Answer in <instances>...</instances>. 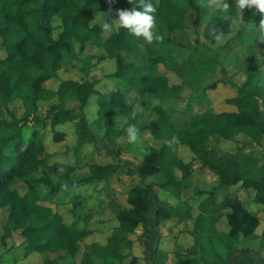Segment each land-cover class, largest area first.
<instances>
[{
	"label": "trees",
	"instance_id": "obj_1",
	"mask_svg": "<svg viewBox=\"0 0 264 264\" xmlns=\"http://www.w3.org/2000/svg\"><path fill=\"white\" fill-rule=\"evenodd\" d=\"M212 1L214 9L203 24V34L216 41L215 35L231 30L238 11L236 0ZM124 3L125 0H0V211L6 210L2 224L5 231L0 235L2 240L11 230L17 229L25 237L27 251L41 252L62 247L64 253L75 254L77 242L89 232L90 229L74 222L65 223L54 204V196L63 189L62 185L73 188L79 183L70 177L74 165L58 160L48 162L42 133L33 128L25 137L22 127L31 116L42 126H49L53 139L59 140L64 134L55 128L56 125L76 119L77 140L82 142L88 137L82 109L92 93L97 94L99 106L95 122L98 126L105 125L106 134L115 130L108 113L122 114L128 119L120 129L122 135L129 137L149 131L159 146L150 145L133 167L117 159L122 150L129 147L127 140L116 144L113 151L97 150L99 154L112 155V158L88 163L90 175L87 179L90 181L105 180L113 172L136 174L138 181L128 190L129 207L116 209L118 224L106 244L101 246L91 242L90 253L82 263H89L91 254L97 252L105 261L125 256L126 234L139 223H142L144 232L149 229L152 203H155L152 220L155 226L166 220L192 215V207L185 200L170 203L156 193L151 196L150 188L168 189L179 198L182 182L194 171L213 176L220 186L238 184L244 189L249 188L254 192L252 199L264 203V82L261 70L254 68L236 87V95L226 98V102L235 104L237 110L188 112L187 108L181 109L172 102L183 101L182 82H169V76L160 70V66L167 63L171 45L185 40L181 36H185L186 13L188 10L201 12L204 0H143V5L141 0H131V10L143 11L146 4H152L156 9L151 13L154 17L151 43L143 36H136L129 28L113 27L114 10ZM99 10L104 14L105 22L112 25L110 32H104L100 23H91ZM254 13H258L260 23L264 14L255 6L246 11L249 18ZM55 16L61 20L62 26L56 38L52 36ZM92 35L100 37L103 48V53L95 55L97 60L113 58L116 69L109 75L125 81L118 90L100 92L94 88L95 80L58 79L57 70L62 66L65 52L70 51V38L78 40L82 52ZM156 35L162 36V41H157ZM52 80H58L55 87L45 85ZM207 87H215V82ZM68 94L76 97V106L66 107L57 102ZM15 100H19L22 106L20 117L11 108ZM134 101L150 106L156 118L136 120ZM42 102L46 103L47 112L39 116V103ZM186 107L192 109L190 105ZM131 126L134 127L129 133L127 129ZM240 132L250 141L233 139V135ZM208 136L232 141L233 149L218 152L216 148H208L205 142ZM261 137L262 144L256 151L258 146L254 144L258 145ZM250 145L253 147L244 151ZM180 148L191 151L188 160L180 155ZM40 166L55 170L56 180L47 176L36 177L35 172ZM150 176L155 178L149 179ZM42 182L49 186V190L40 196L36 184ZM207 193L197 213L194 231L200 240L196 239V245L199 247L200 243V248L207 252L204 242H200L205 235L204 220L228 210L225 212L227 230L208 232L207 239L211 240V235L218 238L230 254L240 235L247 236L254 231L259 216L244 207L237 196L226 193L215 200L214 190ZM205 229L209 230V225ZM158 254L156 252L153 264H163ZM208 254L204 255V264H226L220 255ZM197 263V257L187 253L176 264ZM41 264L59 263L56 258L46 257ZM129 264H135L134 257Z\"/></svg>",
	"mask_w": 264,
	"mask_h": 264
},
{
	"label": "rangeland",
	"instance_id": "obj_2",
	"mask_svg": "<svg viewBox=\"0 0 264 264\" xmlns=\"http://www.w3.org/2000/svg\"><path fill=\"white\" fill-rule=\"evenodd\" d=\"M249 8L246 7L242 10L237 6L238 14L231 23V30L222 35L221 41H211L203 34V24L210 17L214 9L212 0L211 2L210 0H204V7L201 12L188 10L184 20L185 36H181L185 40L181 44L171 45L167 63L160 66V70L169 76V82H182V90L180 92L183 101L173 100L172 104L177 105L181 109L187 108L188 112L237 110V106L226 102V98L236 95V87L245 80L254 68L261 70V79L264 82V33L261 32L260 23H258V13H254V16L251 18L247 16L246 11ZM118 10L131 11V0H125L123 5L115 8L113 27L117 26L119 19L117 14ZM95 22L100 24L105 23V17L101 13V10L96 13L91 23ZM53 24L52 36L56 38L62 29L61 20L55 16L53 18ZM238 30H240L239 34L241 38L238 37ZM70 41V51L65 52L62 66L57 70L58 79L69 78L79 81L95 80L94 88L100 92L118 90L117 88L125 85V81L109 75L116 69L113 58L97 60L95 55L103 53L99 36H90L82 52L79 51V42L76 38L71 37ZM213 82H215V87H207L208 84ZM57 83L58 80H52L45 82V85L55 87ZM96 97V94L90 95L88 103L82 109L85 117V128L88 132V138L82 142H78L77 140L76 119L67 120L56 125L55 128L64 134L59 140L53 139L52 130L49 126H42L41 122L34 120L31 116L23 124L22 130L25 137L33 128L38 129L42 133L46 153L49 155L48 162L62 160L63 162L74 165V170L70 172V177L79 180V183L73 188H66V190L63 189L58 192L54 196V204L57 209L66 213L65 220L67 222L70 218L73 220L71 223L74 222L77 226H83V224L92 220L88 225L89 227H87H92L95 232V238L104 242L103 236L110 231V225L114 223L113 216L116 208L129 207L127 190L138 180L134 175L132 176V174L125 172H113L107 177V180L98 184L87 179V176L90 174L88 163L91 160L103 161L105 158H112V155L99 154L97 150L103 148L113 151L114 145L124 142L120 129L128 120L125 115L108 113V118L112 120L115 130L108 132L109 134L107 133V136L105 125L98 126L95 122L98 107ZM57 102L66 107L77 105L76 97L73 94H68L61 101ZM45 104L44 102L39 103V116H43L47 112V106ZM188 105L192 109L186 107ZM133 106L135 111L133 115L136 120L148 121L156 118V114L145 103L134 101ZM11 108L17 117L22 116V106L19 100L12 102ZM134 137L135 139L130 142L131 145L128 149L122 150L117 158L123 164L130 166H135L141 160L144 149L148 150L150 145L159 146L158 141L153 139L149 131L144 130ZM141 138L143 140H149V145L145 141L141 142ZM233 139L250 141L249 137L243 132L233 135ZM205 142L208 148H216L215 150L218 152H221L222 149L232 150L234 145L232 141L218 140L214 136L206 137ZM261 144L262 137L258 145L254 144V146H258L255 149L256 151L259 150L258 148H260ZM250 147H253V145L247 146L244 151H247ZM179 153L185 160H188L192 155L191 151L187 148H180ZM35 176H47L52 181H55L57 178L56 171L47 169L46 166H40L35 172ZM150 177L151 179L155 178L154 176ZM217 181L216 178L207 173L191 175L184 180V186L180 192V196L197 204L198 200L202 197L199 192L201 190L211 189L213 185L219 184V181ZM14 185L16 186L17 184ZM36 189L38 194L42 196L47 193L49 186L43 182L37 183ZM107 190H112L113 192L108 194ZM249 192V188L244 189L238 184L232 186L222 185L214 193L213 198L219 199L227 193L231 196L240 197L244 201V207L253 210L261 203H248L250 197ZM150 193L151 196L155 193L159 194V196L168 202L175 200L174 195L167 189L159 188L154 190V188H150ZM100 198L103 199L102 202ZM154 211L155 203H152V211L150 212L152 216L154 215ZM227 211L223 210L219 214L223 221H225V212ZM257 211L264 216V209H257ZM5 218L6 210H1L0 235L5 231L2 226ZM178 227L181 232H189L192 230L193 225L181 223ZM259 229L260 231L258 232H261V225L258 227ZM135 234L137 233L135 232ZM137 236L138 244L142 246L144 238L139 235ZM242 237L243 235H240V247H237L238 249L235 250L236 252L238 251V257L233 256L232 264H251L252 262L250 254L247 253L244 255L242 250L246 248L244 245L245 242L252 244L253 241L257 242V240L253 238L250 241H244ZM87 241L88 236L80 239V248L78 247L75 254L64 253L65 248L62 247H52L41 252L27 251L24 248L26 243L24 235L21 234L20 230L13 229L4 240L0 238V264H41L46 257L56 258L59 264H81L83 259L88 256L87 254L90 253V248L86 243ZM132 243L130 242V245ZM196 247L198 248V245ZM252 247L253 249H250L251 251L258 250L259 246L255 244ZM127 249H129L128 243L124 250ZM62 253H64L63 256H59ZM91 257L94 256L91 255ZM100 263L98 262V264ZM106 263L109 264L110 261H106Z\"/></svg>",
	"mask_w": 264,
	"mask_h": 264
},
{
	"label": "crops",
	"instance_id": "obj_3",
	"mask_svg": "<svg viewBox=\"0 0 264 264\" xmlns=\"http://www.w3.org/2000/svg\"><path fill=\"white\" fill-rule=\"evenodd\" d=\"M93 94H96V93H92L91 95H93ZM89 97H88V100H89ZM96 101H97V97H96ZM87 103H88V101H87ZM97 105H98V102H97ZM98 107H97V109H98ZM65 121H67V120H65ZM61 123H63V122H61ZM121 136H123L124 141L127 140L129 142V146H130L131 143L129 141V137H126L125 135H121ZM86 139H84V140H86ZM108 139H110V138H108ZM140 141L141 142L145 141L147 143V145H149V140H147V139L143 140L141 138ZM147 151L148 150L144 149V153H146ZM58 161H62V160H58ZM91 161H93V160H91ZM202 173H204V172H196V171L191 172L189 175H187V177L184 180L189 178L191 175H200ZM133 175L135 177H137L136 174H132V176ZM149 179H151V177ZM74 180H76V179H74ZM105 180H107V178ZM105 180H102V181H99V182H95V181H93V182L98 184V183L104 182ZM137 180H138V178H137ZM215 185H213V187L211 189H209V190H207V189L201 190V191H203V193L199 192L202 195V197L198 200L197 204H194L189 199L186 200L185 198H182L181 196H179V198L175 197L174 201H170L171 203H176V202H178L180 200H185L186 202H188L189 205H191L193 213L190 216H186L184 219L166 220V221L160 223L159 225L155 226L153 224V222H152L153 216H152V214H150V218H149V225L150 226H149V229L146 232H144L142 223H139L132 231H129L126 234V237L128 238V241L126 242V244L127 243L129 244V249L124 250L126 244L123 247V253L126 254V255L123 256L122 258H113L110 261L109 264H129L130 259L132 257L135 258V264H153L154 256H156V252L159 253L158 255H161V259L163 261V264H176L178 262V260L180 259V257H182L183 255H187V253H190L191 256L197 257V260H198L197 264H204L205 261H206L204 255L205 254L209 255L208 253H210V252H214L215 254L220 255L221 258L225 259L226 264H232L233 256L238 257L237 256L238 251L236 252L235 250L238 249L237 247H240L239 246L240 243H241L240 240H239L240 236H239V238H237L234 241L233 250H232V252L230 254L228 253L227 247L218 238H216L213 235H211V240L207 239V237L209 236L208 232L210 233L213 230H217V231H226L227 230L228 223H227V219H226L225 215H224L225 216V221H223L221 219V215L220 216L219 215H213L210 218H208L207 221L204 220V223H206V225H209L210 229L209 230L205 229L206 225H203L204 226L203 227V229H204L203 231H204L205 235H204V239L202 240V238H201L200 242L201 243L204 242L205 247H207V252L208 253L206 251H203L202 248H200L201 247L200 243H199V247L198 248L196 247L197 246L196 245V243H197L196 239H197L198 236H197V233L194 231V229H195L196 224H197L196 223L197 213L200 210L199 209V204L206 196H208L207 191L214 190V193L218 191V188H219L220 184L217 183V185L216 186ZM183 186H184V181L182 182V188H183ZM129 188H128V190H129ZM182 188H181V190H182ZM63 189H61L60 191H62ZM160 189H165V188H160ZM128 190H127V194H128ZM249 190H250V192H249L250 193V197H249L248 203H254L255 201L252 199V197L254 195V192L251 189H249ZM112 192H113L112 190H107L108 194H110ZM158 196H159V194H158ZM159 197H161V196H159ZM161 198H163V197H161ZM221 198H219V199H221ZM219 199L216 198L215 200H219ZM100 201L102 202L103 199L100 198ZM241 201H242V203L244 202L242 199H241ZM255 203H259V202H255ZM56 209H57V207H56ZM257 209H264V203H261L259 206L256 207V209H253V210L248 208V210L255 211L257 213V215L259 216V222H258L257 226L255 227L254 231L251 234L242 237L244 241H250V240H252L254 238V239L257 240V242L253 241L252 244H249V242H245L244 245H245L246 248L243 249V250L241 249V250H242L244 255L247 254V253L250 254V258L252 259L251 264H264V234H263V230H264V216H262L257 211ZM57 211L62 215V219H63V221L65 223L70 224L73 221L72 219L69 218V220L67 222L65 220V214L66 213H64L63 211H61L59 209H57ZM219 214H221V213H219ZM113 221H114V223L110 225V231L103 236L104 242L99 241V240H97L95 238V232L93 231L92 227L88 228L89 227L88 225H89V223L92 222V220H89L86 224H83V227H86V228H88L90 230L84 236H82L80 239L85 238V237L88 236V241L86 242L88 246H90V243L94 242V241L97 242L101 246L105 245L108 236L111 235L112 231L115 229V226H117V224H118V220H117V218L115 216V212H114V216H113ZM181 223H186L187 225L188 224H192L193 225L192 230H190L189 232H187V231H182V232L179 231L180 228L178 227V225H180ZM260 225H261L262 229H261V232H258V231H260V229L258 230V227ZM79 227H81V226H79ZM138 229H140V230H138ZM135 232L137 234H135ZM137 235H139L140 237L144 238L143 241H142V244H143L142 246H139V244H138V241H137L138 236ZM261 236L263 237L262 239H261ZM89 238L91 239L90 241H89ZM197 240L199 241L200 238L197 239ZM130 242H133L132 245H130ZM79 243H80V240L77 242V246L80 248V244ZM255 244L259 246L258 250L251 251L250 249H253L252 246L255 245ZM144 249L147 252L146 251L144 252ZM239 252H240V250H239ZM97 253L91 254L95 258L90 256V258H89L90 262L89 263H81V264H98V262L100 263L102 261L103 262L100 263V264H108ZM214 263H216V261H214Z\"/></svg>",
	"mask_w": 264,
	"mask_h": 264
},
{
	"label": "clouds",
	"instance_id": "obj_4",
	"mask_svg": "<svg viewBox=\"0 0 264 264\" xmlns=\"http://www.w3.org/2000/svg\"><path fill=\"white\" fill-rule=\"evenodd\" d=\"M236 2L237 6L242 10L246 7L255 6L259 13L264 14V0H236ZM141 4L143 5V0H141ZM224 7L227 8L228 5L225 4ZM155 10L156 9L152 6V4L144 5L143 11H137L135 8H133L131 11L118 10L117 14L119 19L117 21V28H129L136 36H143L148 43H151L153 41L152 29L154 27V17L151 15V13H154ZM101 28L104 32H110L112 30V25L105 22L101 25ZM260 29L261 32L264 33V19L260 20ZM155 39L157 41H162L163 37L156 35ZM215 39L217 41H221L222 34L215 35ZM132 127L134 126H131L127 129L129 133H131ZM134 139L135 137L129 136L130 142L134 141ZM62 187L66 190L67 185H62Z\"/></svg>",
	"mask_w": 264,
	"mask_h": 264
}]
</instances>
